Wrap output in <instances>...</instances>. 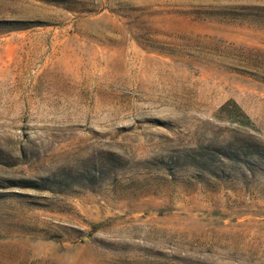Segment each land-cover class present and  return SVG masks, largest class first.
<instances>
[{
    "label": "rangeland",
    "instance_id": "obj_1",
    "mask_svg": "<svg viewBox=\"0 0 264 264\" xmlns=\"http://www.w3.org/2000/svg\"><path fill=\"white\" fill-rule=\"evenodd\" d=\"M247 142L264 0H0V264H264Z\"/></svg>",
    "mask_w": 264,
    "mask_h": 264
},
{
    "label": "trees",
    "instance_id": "obj_2",
    "mask_svg": "<svg viewBox=\"0 0 264 264\" xmlns=\"http://www.w3.org/2000/svg\"><path fill=\"white\" fill-rule=\"evenodd\" d=\"M246 121L242 120L240 121V124H245ZM252 145L255 146L252 147ZM252 148V150L250 151L249 148ZM241 149L244 150V156L247 157L248 159L250 158V156H254L257 158V161L262 162V169L264 170V146H258L256 144H249V142H247L245 145H241ZM247 150V151H245ZM247 161V160H246ZM206 170V169H205ZM210 171V170H208Z\"/></svg>",
    "mask_w": 264,
    "mask_h": 264
}]
</instances>
